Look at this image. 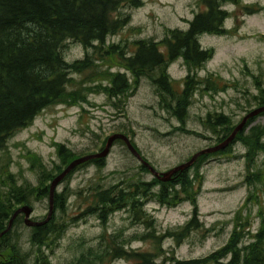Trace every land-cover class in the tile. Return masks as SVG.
I'll return each instance as SVG.
<instances>
[{"label":"rangeland","instance_id":"rangeland-1","mask_svg":"<svg viewBox=\"0 0 264 264\" xmlns=\"http://www.w3.org/2000/svg\"><path fill=\"white\" fill-rule=\"evenodd\" d=\"M136 3L122 0L116 15H128L129 21L120 31L106 38V45L119 44L127 53H132L136 40H161L168 28L187 29L188 20L204 8L200 0H137ZM224 7L229 11L226 32L199 36L202 47L212 49L213 53L195 75L202 82L181 118L162 106L163 100L148 78L141 80L126 101L118 102L117 99L116 105L99 91L87 93L88 102L53 104L8 139L6 148L0 151L1 178L5 179L8 172L18 183L38 184L41 167L38 161H32L33 155L47 166L48 171L58 174L60 168L66 167L56 152L58 142L71 149L77 159L100 152L111 135L123 134L160 175L188 161L197 151L217 145V133L222 129L214 132L208 120L222 113L238 125L250 111L259 107L257 97L264 88V0H237ZM88 53L91 59H98L97 65L83 72H72L70 89L79 88L81 83L96 85L101 81H95L94 77L99 71H124L118 66L122 60L118 53L111 57L100 49L98 52L94 48L87 51L76 41L67 42L64 48V57L69 63L84 59ZM168 73L175 81L176 90L181 92L189 73L183 60L178 58L171 62ZM207 80L214 83L215 89L206 88ZM258 123L264 124V114L259 115L252 125ZM233 151V155H214L200 167L204 180L198 196V209L204 227L193 230L180 244L171 238H162L164 251L173 250L180 258L208 255L228 240L235 225V213L244 203L247 206L241 219L244 217L247 221L245 228L250 227L254 233L259 228L258 213H264V151L258 154L254 166L253 163L250 165L252 168L244 156L246 147L243 144L236 143ZM104 159V167L93 162L81 165L58 185L56 191L68 195L66 209L57 210L56 219L68 221L70 225L54 244L42 248L48 264H83L87 254L92 252L91 258H94V254L107 243V236L114 233L121 234L120 239L126 248L146 250L153 247L151 240H143L147 229L133 222L126 210L112 214L106 224L97 214L83 212L88 202L83 198L84 194L96 187L154 177L150 167L146 166L145 172L140 169L142 162L132 154L123 138L114 141ZM250 169L260 170L263 179L253 182L251 177L247 182ZM51 183V180L45 182L49 185V194ZM250 195L253 197L249 198ZM31 206L34 208L33 219L43 220L49 212V197L33 198ZM146 207L154 216V229L158 233L182 226L190 219L194 206L183 201L173 208L154 202ZM207 228L211 231L204 232ZM31 230L23 216L9 238L3 240L1 264H11L4 259L11 253L6 249L8 244L13 245L22 257L21 264L37 263L38 250L29 244ZM6 242L7 246L4 245ZM111 261L107 264L133 263L125 258Z\"/></svg>","mask_w":264,"mask_h":264},{"label":"trees","instance_id":"trees-1","mask_svg":"<svg viewBox=\"0 0 264 264\" xmlns=\"http://www.w3.org/2000/svg\"><path fill=\"white\" fill-rule=\"evenodd\" d=\"M136 2L134 0V4ZM200 2L204 8L188 20L187 29L168 28L161 40H136L133 52L127 53L119 44L106 45V38L120 31L129 21L128 15H116L122 0H0V151L6 148L8 139L16 131L29 125L46 107L57 103L73 105L88 102L87 93L94 91L105 93L116 105L117 99L118 102L126 101L144 78L155 85L163 100L162 106L181 118L198 84L202 82L195 75L213 53L212 49L202 47L199 36L226 32L225 21L229 11L224 5L237 0ZM69 41L79 42L87 51L94 48L98 52L100 49L111 57L118 53L122 59L118 66L124 71H99V77L94 75L95 81L101 80L96 85L81 83L79 88L70 89L69 83L73 80L71 73L96 66L98 59H91L88 53L84 59L69 63L64 57V48ZM178 58L183 60L189 71L181 92L176 90L175 81L168 73L171 62ZM210 81L207 80L206 88L211 86V89H215ZM259 93L257 99L260 107L264 106V88ZM261 114L264 111L249 118L225 149L201 154L190 167L177 171L170 180L164 181L153 173L151 180L139 177L138 180L120 181L109 187H96L85 193L83 198L88 200L83 209L85 214H97L106 224L112 214L126 210L133 222L147 229L143 240H151L153 247L146 250L126 248L120 239L121 234L114 233L107 236V243L94 254V258H91L92 252L87 254L83 264H107L115 258L132 260V264H264V213L259 211L260 224L254 233L250 227L245 228V218L241 219L247 206L245 203L235 213V225L228 240L206 256L180 258L173 250L164 251L161 244L162 238H171L180 244L193 230L204 227L198 209V196L204 180L200 170L202 164L214 155H233L234 145L240 142L246 147L244 156L248 159L249 167L252 163L254 166L258 154L264 151V124L252 125ZM208 123L214 132L222 129L217 133V144L229 137L237 126L222 113L210 118ZM56 152L66 167L75 159L72 150L61 142L56 143ZM31 159L34 163L38 161L41 167L38 184L18 183L8 172L5 179L0 176V233L8 229L11 218L22 204L31 205L33 198L42 200L50 197L49 185L45 182L53 181L66 168H60L58 174L54 175L43 162H39L36 155ZM92 162L98 167L105 166L104 158L90 159L77 165L64 179L77 167ZM146 166L141 163L140 169L145 172ZM251 177L253 182L263 179L261 171L257 169H250L247 182ZM67 195L64 191H56L50 220L39 226H31L29 244L38 250L36 264H48L42 248L54 244L55 239L60 238L70 225L68 221L56 219L57 210L66 209ZM183 201L194 206L190 219L179 228L157 233L152 219L154 216L147 211V204L154 202L173 208ZM19 214L0 237V250L3 249V240H7L18 222L22 221ZM206 231H211V228ZM6 249L11 253L4 257L5 260L11 264L23 263L13 245L8 244Z\"/></svg>","mask_w":264,"mask_h":264},{"label":"water","instance_id":"water-1","mask_svg":"<svg viewBox=\"0 0 264 264\" xmlns=\"http://www.w3.org/2000/svg\"><path fill=\"white\" fill-rule=\"evenodd\" d=\"M264 111V106H260L255 108L254 110L250 111L243 119L242 121L236 126V128L234 129V131L231 133V135L229 137H227L223 142L214 145V146H209L206 147L204 149H201L199 151H197L188 161L174 167L173 169H171L170 171L166 172V173H162V176L160 175L159 172H157L153 166L149 165V163H147L143 157L141 156V154L137 151V149L133 146V144L131 143V141L129 139H127L126 136H124L123 134H114L111 135L108 139L107 145L100 151L97 153H92L89 155H85L82 157H79L75 160H73L61 173H59L52 181L51 186H50V197H49V212L47 217L44 220H35L32 218V214L34 212V208L33 206L26 204L23 205L21 207H19L13 217L10 220L9 223V227L8 229L11 227L14 218L21 212H23L25 214V223L29 226H39L41 224H44L46 222H48L53 214L54 211V194L57 190L58 185L61 183V181L64 179V177L71 171L73 170L77 165L84 163L90 159H96V158H105L109 153L110 150L113 146L114 141L117 138H123L130 151L132 152V154L137 157L142 163L146 164L148 167H150L152 173H154L155 175H157L160 179L166 181L170 178V176H172L174 173H176L179 170H183L187 167H190L195 161L196 159L201 155V154H205V153H212V152H217L220 151L222 149H225L232 141L233 139L236 137L237 133L243 129V127L245 126L246 122L248 121L249 118L254 117L256 115H258L259 113ZM167 176V177H166ZM6 229L5 231L0 233V237L8 230Z\"/></svg>","mask_w":264,"mask_h":264},{"label":"flooded vegetation","instance_id":"flooded-vegetation-1","mask_svg":"<svg viewBox=\"0 0 264 264\" xmlns=\"http://www.w3.org/2000/svg\"><path fill=\"white\" fill-rule=\"evenodd\" d=\"M19 215H21V217L25 216L23 213H20Z\"/></svg>","mask_w":264,"mask_h":264},{"label":"bare ground","instance_id":"bare-ground-1","mask_svg":"<svg viewBox=\"0 0 264 264\" xmlns=\"http://www.w3.org/2000/svg\"><path fill=\"white\" fill-rule=\"evenodd\" d=\"M240 132H241V131H240ZM240 132H239V133H240ZM233 145H234V144H233Z\"/></svg>","mask_w":264,"mask_h":264}]
</instances>
